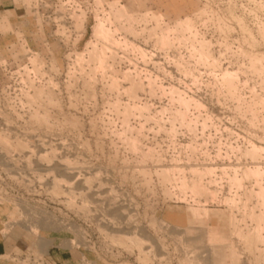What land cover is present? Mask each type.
I'll list each match as a JSON object with an SVG mask.
<instances>
[{"label": "rangeland", "instance_id": "rangeland-1", "mask_svg": "<svg viewBox=\"0 0 264 264\" xmlns=\"http://www.w3.org/2000/svg\"><path fill=\"white\" fill-rule=\"evenodd\" d=\"M0 3L7 224L107 264H264V0Z\"/></svg>", "mask_w": 264, "mask_h": 264}, {"label": "crops", "instance_id": "crops-1", "mask_svg": "<svg viewBox=\"0 0 264 264\" xmlns=\"http://www.w3.org/2000/svg\"><path fill=\"white\" fill-rule=\"evenodd\" d=\"M7 217L8 210L0 204V264H107L91 251L72 246L67 235H35L22 225L7 224Z\"/></svg>", "mask_w": 264, "mask_h": 264}, {"label": "bare ground", "instance_id": "bare-ground-1", "mask_svg": "<svg viewBox=\"0 0 264 264\" xmlns=\"http://www.w3.org/2000/svg\"><path fill=\"white\" fill-rule=\"evenodd\" d=\"M133 89V88H132ZM163 169V168H162ZM175 169V168H174ZM193 169H194V167H193ZM199 172V171H198ZM161 175H163L164 177L166 176V174L168 175V172L166 173L164 170L163 171H161ZM168 177V176H167ZM166 178V177H165ZM178 178V177H177ZM183 179V178H182ZM57 181V180H56ZM184 181V180H183ZM182 181V182H183ZM200 181V180H199ZM199 181H198V183H199ZM194 182H195V180H194ZM193 183V182H192ZM200 184V183H199ZM192 185H194V183L192 184ZM196 185H197V183H196ZM55 187H57V186H55ZM197 187H199V188H202V187H200L199 185H197ZM58 188V187H57ZM194 188H195V186H194ZM205 188V187H204ZM192 189V188H191ZM200 190L201 189H199L197 192L198 193H200ZM195 192V191H194ZM205 192V191H204ZM207 192V191H206ZM196 193V192H195ZM203 195V194H202ZM258 218V217H257ZM260 218H261V216H260ZM259 220V219H258ZM261 220V219H260ZM121 236V235H120ZM119 236V237H120ZM127 236V235H126ZM121 237H124V235H122ZM131 237V236H130ZM251 237V236H250ZM264 237V236H263ZM135 238H137V236L135 237ZM140 238V237H139ZM122 239V238H121ZM130 239V238H129ZM138 239V238H137ZM137 239H133V240H136L137 241ZM263 239V238H262ZM259 240V239H258ZM141 241L143 242V240L141 239ZM250 241V240H249ZM252 241V240H251ZM142 242H140V244L142 243ZM137 243H139V242H137Z\"/></svg>", "mask_w": 264, "mask_h": 264}, {"label": "built area", "instance_id": "built-area-1", "mask_svg": "<svg viewBox=\"0 0 264 264\" xmlns=\"http://www.w3.org/2000/svg\"><path fill=\"white\" fill-rule=\"evenodd\" d=\"M75 247H82L83 249L89 250L88 247H86V246H79V245H77V246H75ZM92 248H93V247H92ZM118 264H120V263H118Z\"/></svg>", "mask_w": 264, "mask_h": 264}]
</instances>
